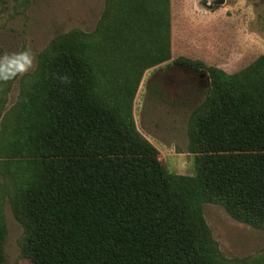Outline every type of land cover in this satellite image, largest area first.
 Wrapping results in <instances>:
<instances>
[{
	"label": "trees",
	"instance_id": "trees-1",
	"mask_svg": "<svg viewBox=\"0 0 264 264\" xmlns=\"http://www.w3.org/2000/svg\"><path fill=\"white\" fill-rule=\"evenodd\" d=\"M106 6L92 35L74 31L40 55L7 111L12 80L0 85V264L7 197L22 256L44 264H222L204 203L264 227V55L234 73L206 67L208 96L189 122L196 176L174 175L133 115L145 70L172 57L171 0Z\"/></svg>",
	"mask_w": 264,
	"mask_h": 264
},
{
	"label": "rangeland",
	"instance_id": "rangeland-1",
	"mask_svg": "<svg viewBox=\"0 0 264 264\" xmlns=\"http://www.w3.org/2000/svg\"><path fill=\"white\" fill-rule=\"evenodd\" d=\"M172 57L145 70L133 100L138 130L160 153L174 175L195 177L189 122L211 86L206 67L234 73L264 55V0H171ZM107 0H0V55L31 48L40 55L54 41L74 31L92 35ZM192 60L194 69L178 60ZM37 70V69H36ZM10 83L9 110L36 72ZM1 125V124H0ZM2 162L5 157H0ZM14 167L17 159L12 160ZM9 179V178H8ZM5 264H44L22 256L24 227L9 198L3 205ZM203 217L222 264H264V227L234 218L220 203L206 202Z\"/></svg>",
	"mask_w": 264,
	"mask_h": 264
},
{
	"label": "clouds",
	"instance_id": "clouds-1",
	"mask_svg": "<svg viewBox=\"0 0 264 264\" xmlns=\"http://www.w3.org/2000/svg\"><path fill=\"white\" fill-rule=\"evenodd\" d=\"M37 56L38 53L31 48L0 55V85L34 72L38 68ZM55 76L60 84L70 85L72 82L68 73H56Z\"/></svg>",
	"mask_w": 264,
	"mask_h": 264
},
{
	"label": "water",
	"instance_id": "water-1",
	"mask_svg": "<svg viewBox=\"0 0 264 264\" xmlns=\"http://www.w3.org/2000/svg\"><path fill=\"white\" fill-rule=\"evenodd\" d=\"M225 2V0H219V3H224Z\"/></svg>",
	"mask_w": 264,
	"mask_h": 264
}]
</instances>
